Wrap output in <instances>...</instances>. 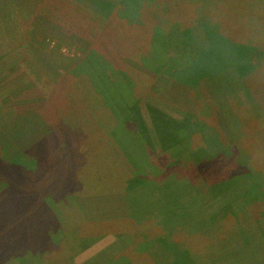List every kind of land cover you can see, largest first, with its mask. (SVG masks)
Masks as SVG:
<instances>
[{"label": "rangeland", "instance_id": "1", "mask_svg": "<svg viewBox=\"0 0 264 264\" xmlns=\"http://www.w3.org/2000/svg\"><path fill=\"white\" fill-rule=\"evenodd\" d=\"M233 150L263 177L223 181ZM0 165V264H264V0H0Z\"/></svg>", "mask_w": 264, "mask_h": 264}, {"label": "trees", "instance_id": "2", "mask_svg": "<svg viewBox=\"0 0 264 264\" xmlns=\"http://www.w3.org/2000/svg\"><path fill=\"white\" fill-rule=\"evenodd\" d=\"M191 1H197V0H191ZM183 36V37H182ZM182 36L181 35H179L176 39H175V42L173 41V39H171V37H170V35L169 34H167V35H164V34H162V35H159L158 33H157V30H156V34L153 36V38L152 39H156V41L155 42H157V45H154L153 47H154V50H153V56L156 58V59H158L159 61H160V64H158V66L159 65H163V64H166L167 63V61H165L166 60V54L168 53V50H169V47H173V49H175V50H180L181 48H180V46H179V43H184L185 44V42H186V40L184 41V39H185V36L182 34ZM184 41V42H183ZM238 47H241V48H243V49H241V50H243V52H244V54H245V56H248L249 57V59L251 60H253L254 61V59H255V57H254V55H255V51H254V49H252L251 48V46L250 45H247V44H237V43H233V50H235V51H233V52H236V50H240V49H238ZM164 49V50H163ZM161 50H163V51H161ZM166 51H167V53H166ZM252 51H254L253 53H252ZM252 53V54H251ZM144 60V59H143ZM145 61V60H144ZM143 61V63H146V62H144ZM147 61V60H146ZM151 61H154V60H152L151 59ZM156 62V61H155ZM162 63V64H161ZM146 64H148V63H146ZM157 64V63H156ZM209 64V63H208ZM208 64H206V65H208ZM211 64H212V62H211ZM172 65H174V63L172 64ZM171 65V66H172ZM206 65H203V64H201V63H199V64H197V65H195L193 68H192V70L193 69H196V68H198V70H196V72H195V74L193 73V72H191V74H192V79H194L195 81H196V79H198V77H199V73H200V78H206L205 80H207L208 81V83H210V81H212V75L211 74H206V75H204V72H205V66ZM148 66L149 67H152L151 69H153V66H151L150 64H148ZM175 67V65L174 66H172L171 67V69H173ZM236 67V66H235ZM169 68V67H168ZM252 69L253 70H251V71H249V74H250V72L252 73L253 71H254V69H256V67L254 66V65H252ZM168 72H170V70H168ZM224 72V71H223ZM198 75V76H197ZM239 75L241 76V78H243V77H245V76H247V74H242V72H240L239 73ZM223 76V75H222ZM221 76V77H222ZM220 77V78H221ZM113 82H115V81H113ZM113 82H111V84L113 83ZM253 106H254V109L258 112V107H257V105L256 104H253ZM149 113H150V111H149ZM153 113V112H152ZM151 114V113H150ZM150 116V115H149ZM221 117H222V119H221V122H222V126L224 127V128H227V126H228V124H227V121H226V119H224L223 120V116L221 115ZM151 122H152V124H155L156 122L154 121V120H152L151 119ZM139 124H143L144 125V120L141 118V120L138 122ZM182 124H183V122L181 123L180 121H177V124L175 125V128H178V129H180L181 127H182ZM261 126H263L262 124H260ZM184 127H185V125H184ZM261 128V127H260ZM197 129V128H196ZM205 129H206V126L205 125H203V128L202 129H199V130H190L191 132H190V135H193L194 133L196 134V133H203V132H205ZM244 129V128H243ZM202 130H203V132H202ZM256 130V129H255ZM256 131H259V132H261V130L260 129H258V130H256ZM212 145H217L215 142L214 143H212ZM211 148H209V149H205V150H202V152H200V154H198L197 153V155H199V157H196L197 158V161L198 162H196V165L198 164V165H203V164H205L206 165V169L208 170V171H210L212 174L213 173H215L216 174V171L218 170V168L216 169V166L218 165H220L221 164V160L222 159H219V158H221V157H226L225 155H217V154H219V153H217V151H215L213 148H212V153H214V154H216L215 156H209L207 153H208V151L210 150ZM165 152V151H164ZM227 153V152H226ZM195 158V159H196ZM218 159V161H216V162H213V160H215V159ZM227 158V160H228V158H230V157H226ZM6 164L8 165V162H6ZM223 164H225V163H223L222 162V166H223ZM245 165V161L243 162L242 161V158L240 157V156H238L237 155V152H235L234 150H233V171H231V173L228 175V177H229V179L228 180H226V179H224L223 181H226V182H228V183H230V182H233L234 180L235 181H238V180H241V179H248V180H252V178L253 177H257V178H259V177H263L261 174H259V172H255L254 170H249V171H247V170H244V171H239L238 169V167H240V169H241V167L242 166H244ZM3 165H0V168L2 167ZM0 171H2L3 173H4V171L3 170H0ZM238 172V173H237ZM5 173H6V171H5ZM6 176L8 177V179H9V182H11V180L15 177V178H19L18 176H10L9 174L7 175L6 174ZM216 176V175H215ZM227 177V178H228ZM262 180H264V178H262ZM16 182H21L20 180H15ZM17 183V184H18ZM262 183V182H261ZM17 184H16V186H17ZM262 184H264V182L262 183ZM257 186V185H256ZM263 187H264V185H263ZM16 188V187H15ZM11 189V187H9L8 188V190H10ZM224 195H226V194H224ZM256 199V198H255ZM257 199H259V198H257ZM262 200V199H261ZM194 215H191V216H189L190 217V219L193 217ZM194 217H196V216H194ZM193 217V218H194ZM197 219V218H196ZM192 221V220H191ZM191 223V225L192 226H194V228H192V229H194V231H191V232H193V233H196L195 231H196V229H195V225H200V224H202V222L200 221V222H194V221H192V222H190ZM159 231V230H158ZM205 232H207V229L205 230ZM205 232H198L197 231V233H199V234H201V235H205ZM255 233H258V232H260L259 230H256V231H254ZM149 236L150 237H152L151 235H150V233H149ZM208 236L209 237H211L212 238V234H210V232L208 231ZM18 238V237H17ZM180 238V237H179ZM179 238H177V239H179ZM227 240V239H226ZM18 242H19V240H17ZM152 241V242H151ZM148 243V245H147V248L146 249H144V251L143 250H140L139 248H138V253L140 254V255H143V256H146L145 258H144V260H146L145 262H144V264H170L169 262H168V259H170V255H171V257L173 256L174 257V261H172V264H192V263H194V262H197L200 258H201V256H200V254H195V251L192 249V248H188L189 250H187V252L185 253V255H184V257L181 255V251H180V249H181V247L183 246V245H181V244H179L178 242H177V240L176 239H171V240H164V239H158V240H156V239H154L153 237L152 238H149V240L147 241ZM183 242V241H182ZM47 244H49L48 242H47ZM46 244V245H47ZM172 244V245H171ZM183 244V243H182ZM152 245V246H151ZM61 249H63V250H65L66 248L65 247H62V246H59ZM172 247V248H171ZM52 250H55V248L54 249H52ZM52 250L50 251V253H49V255L51 254V252H52ZM62 251V250H61ZM48 255V260H49V264H53V263H51V257L52 256H49ZM219 256H220V254L218 253V254H216L214 251H208V252H206L205 254H204V258H206V262L207 263H209V262H211V261H214V260H219ZM197 264V263H196Z\"/></svg>", "mask_w": 264, "mask_h": 264}, {"label": "crops", "instance_id": "3", "mask_svg": "<svg viewBox=\"0 0 264 264\" xmlns=\"http://www.w3.org/2000/svg\"><path fill=\"white\" fill-rule=\"evenodd\" d=\"M109 82V81H108Z\"/></svg>", "mask_w": 264, "mask_h": 264}]
</instances>
